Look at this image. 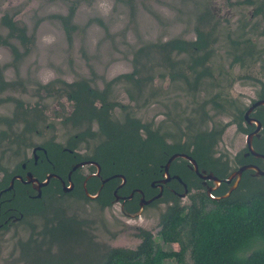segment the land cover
Instances as JSON below:
<instances>
[{"label":"flooded vegetation","instance_id":"flooded-vegetation-1","mask_svg":"<svg viewBox=\"0 0 264 264\" xmlns=\"http://www.w3.org/2000/svg\"><path fill=\"white\" fill-rule=\"evenodd\" d=\"M191 1L197 8L194 34L186 33L182 38L162 43L144 42L136 48L135 55L140 46H164L158 54L150 52L157 59L147 61L143 68L142 87L132 83L129 76L135 71V55L132 70L117 78L128 84L125 90L129 100L143 99L141 107L145 108L160 95L164 111L159 124L158 116L145 120L137 113L140 108L133 103L116 100L111 85L114 81L103 88L96 80L86 77L72 82H37L38 90L31 94L26 81L7 80L5 68L0 66V110H6L0 115L1 244L10 231L16 233L24 224L32 233L24 242L31 245L35 240L45 239L44 224L61 222L73 228L77 226L73 220L87 221L79 220L75 214L67 216L70 207L65 202L69 200L80 201V206H72L71 210L82 209L89 202L102 210L120 204L123 216L131 217L160 203L167 207L166 202H160L165 190L172 191L181 206H188L192 198L199 195L220 200L264 186V0ZM69 18L61 19L74 29ZM8 20L14 28L6 23ZM17 20L16 14L6 12L0 22L7 31L0 38L3 37V44L9 47L15 61L21 60L23 55L19 47H26L29 42L26 26ZM174 40L186 45V49L168 52L166 47ZM157 73L162 81L160 87L154 84ZM104 93L107 94L105 102L96 96ZM73 94L79 99L72 97ZM174 94L176 100L168 103ZM51 100H56L52 107ZM67 101L69 106H66ZM49 108L54 112L50 113ZM55 116L62 119L69 132L71 127L77 132L60 142ZM173 125L178 129L173 135L175 142L169 139L168 128ZM230 127L242 136L243 144L225 143ZM177 135L183 136L185 141L176 140ZM198 136L205 144L203 164L192 154ZM39 137L43 139L39 141ZM136 137L142 142L135 140ZM158 138L163 145L184 146L187 151L165 152L164 163L155 169L151 159L142 161L139 154L144 148L147 158L151 156L149 152L161 150L159 141L153 140ZM131 139L132 142L127 141ZM80 148L85 151L81 153ZM175 154L191 157L195 165L187 157L176 156L168 166L167 176L165 167ZM8 158L14 166L4 164ZM140 165L134 175H150L149 185L155 192L147 190L149 195L129 182V170ZM173 167L177 171L185 168V179L172 173ZM29 174L39 182L45 181L48 175L50 178L39 190L29 181ZM37 174L43 175L42 178ZM174 182L177 188L171 187ZM186 198L190 200L188 205L183 203ZM37 200L45 204L42 233L37 232L36 223L40 213L21 211ZM147 201L150 202L145 203ZM133 203L138 207L136 211H131ZM87 222L80 225V229L90 236L89 245L92 248L95 244L103 246L97 241L96 230ZM139 231L135 234L138 237ZM33 234H41V238L34 239Z\"/></svg>","mask_w":264,"mask_h":264},{"label":"rangeland","instance_id":"rangeland-1","mask_svg":"<svg viewBox=\"0 0 264 264\" xmlns=\"http://www.w3.org/2000/svg\"><path fill=\"white\" fill-rule=\"evenodd\" d=\"M196 10L191 0H0V22L6 12L16 14L17 21L26 26L29 41L26 47H19V52L21 51L23 55L21 60L15 61L13 53L3 44L1 37L0 66L5 68L7 80L26 81L31 94L37 89V82L41 84L55 80L72 82L80 77H86L96 80L100 88H103L114 81L111 88L116 100L133 103L135 107L140 108L137 113L145 120L158 116L159 124L163 118L160 115L164 111L160 95L150 100L145 108L141 107L143 99L129 100L125 90L128 84L117 78L132 70L134 52L141 43L157 41L162 43L172 38H182L186 33L192 36L197 26V17L194 13ZM68 16L69 24L74 29L65 25L61 19ZM6 32L0 24V36ZM154 80L155 86L160 87L162 81L158 73ZM176 97L174 94L167 102L172 103ZM51 101L52 107L56 100ZM68 103L69 101L66 102V106H69ZM5 112L6 110H0V115ZM49 112H54L53 108H49ZM58 118L59 116L54 117L57 128H60L56 133L58 140L63 142L70 134L77 132V129L71 127L70 133L68 127L62 124V119ZM168 129L171 133L169 139L175 142L173 135L178 133V129L174 125ZM239 136L235 129L230 127L225 136V143L229 145L237 141V144L241 145L242 136L240 138ZM182 137L177 135L176 140L180 138L185 141ZM42 139L38 138L39 141ZM79 150L81 153L85 151L84 148ZM4 164L15 165L9 158ZM67 202L65 203L70 207L67 216L75 214L79 220H87L96 230L99 244L106 243L110 247L132 250L141 242V238L135 235L139 229L150 231L154 237L158 235L160 215L166 207L164 203H160L145 208L140 215L125 217L120 212V204L102 210L97 204L89 202L82 209L71 210L72 206H80V201L74 199ZM183 203L188 205L190 200L183 199ZM45 213H40L36 222L39 233H42ZM31 234L30 227L26 224L16 233L10 231L6 241L0 243V264H12L19 260L22 253L18 242L26 241ZM33 238L39 240L41 234H33ZM53 238L55 242L51 243L47 239L33 242L28 249L27 258L31 260L32 256L44 255L40 252L43 244L50 245L52 256L57 254L60 246L64 255L73 252L75 256L77 253L79 260L95 255L89 241L83 236L70 239ZM111 239L116 240L112 242ZM159 243L165 250L180 249L177 243L165 244L161 241ZM190 260L188 254L186 262L191 264ZM166 264L176 262L166 261Z\"/></svg>","mask_w":264,"mask_h":264},{"label":"trees","instance_id":"trees-1","mask_svg":"<svg viewBox=\"0 0 264 264\" xmlns=\"http://www.w3.org/2000/svg\"><path fill=\"white\" fill-rule=\"evenodd\" d=\"M6 23L14 28L11 20ZM24 39L25 36L22 37V40ZM166 48L169 50L168 52H171L175 49L184 50L186 45L174 40ZM163 49L164 46L157 44L140 46L135 55V71L129 75L132 83L134 82V84L142 87L145 81L143 68L146 66L147 61L157 59L150 52L153 50L158 54ZM82 86H85L86 89L89 88L88 85L83 84ZM96 96L97 98L102 97L104 102L107 98L106 93ZM72 97L79 99L78 95L73 94ZM135 124L136 121L133 123L134 129H136ZM110 134L108 133V135ZM132 139L127 141L132 142ZM135 140L142 142L138 137ZM153 140L159 141L162 145L161 150L149 152L151 156L146 158L143 154V148L139 158H143L142 161L151 159L155 169L159 168V164L164 163L165 152L170 154L175 151H187L184 146H166L159 138ZM127 145L126 142L125 146ZM193 145H195L192 152L193 156L201 164L205 163L206 150L203 148L205 144L201 137L198 136ZM139 167L141 165L136 169L131 168L129 170L131 173V176L128 175L130 185L143 189L149 195V193L155 192L149 185L150 175L144 174L136 177L134 173L139 170ZM183 171L186 172V169L184 168ZM183 171H177L175 167L172 168V173L180 174L185 179ZM37 175L40 178L43 176ZM177 185V182H174L171 187L177 188ZM147 190H149V193ZM198 197H193L188 206H181L179 199L172 191L165 190L160 202L164 201L168 205L160 217V231L154 237L149 231L140 229L138 235L142 238V241L136 249L108 248L105 245L98 246L95 244L93 245L95 255L92 258L79 260L77 253H75V256H73V252L64 255L61 246H58L59 251L57 254L52 256L50 245L44 246L43 244L40 252L44 255L32 256V259L29 260L27 252L30 244L19 241L22 255L19 260L12 264H19L18 262H22V264H166V261H175L176 264H189L186 262L188 254L191 258V264H264V186L220 200L211 199L205 195H199ZM103 200L104 198H102ZM133 204L131 211H136L138 207L136 203ZM21 211L26 214L32 211L41 213L45 211V204L43 200L33 201L32 204L23 207ZM73 221L77 225L73 228H67L61 222L57 225L44 224L45 239L51 243L55 242L53 237L70 239L83 236L91 243L87 231L80 229V225H85L84 222L87 221ZM70 231H72L71 234ZM158 241L165 244L177 243L180 249L165 250Z\"/></svg>","mask_w":264,"mask_h":264},{"label":"water","instance_id":"water-1","mask_svg":"<svg viewBox=\"0 0 264 264\" xmlns=\"http://www.w3.org/2000/svg\"><path fill=\"white\" fill-rule=\"evenodd\" d=\"M257 131H258V130H257ZM176 156L187 157V158L190 159V160L194 163V165H195V161H194L191 157H189V156H187V155H184V154H182V155H181V154H175L174 156H172V158L169 160V162L167 163V165H166V167H165L167 176H169V174H168V166H169L171 160L174 159ZM239 173H240V172H239ZM49 178H50V175L47 176V178H46L45 181H43V182H39L37 179H34V178L32 177L31 174H29V181L35 183V184H36V187H37L39 190H40V187H41V186H43L44 184H46V183L48 182ZM140 192H141V191H140ZM228 195H229V193L227 194V196H228ZM160 196H161V193L158 195V197H160ZM142 200L145 201V200H144V197H143ZM150 201H151V200H150ZM150 201H147V202H145V203H148V202H150Z\"/></svg>","mask_w":264,"mask_h":264}]
</instances>
